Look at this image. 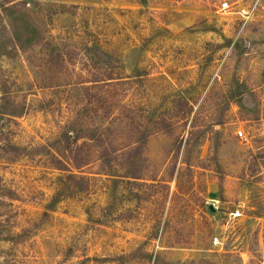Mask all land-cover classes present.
Listing matches in <instances>:
<instances>
[{
    "label": "rangeland",
    "instance_id": "obj_1",
    "mask_svg": "<svg viewBox=\"0 0 264 264\" xmlns=\"http://www.w3.org/2000/svg\"><path fill=\"white\" fill-rule=\"evenodd\" d=\"M7 142L0 264H263L264 0H0Z\"/></svg>",
    "mask_w": 264,
    "mask_h": 264
},
{
    "label": "trees",
    "instance_id": "obj_2",
    "mask_svg": "<svg viewBox=\"0 0 264 264\" xmlns=\"http://www.w3.org/2000/svg\"><path fill=\"white\" fill-rule=\"evenodd\" d=\"M68 134L65 135V138L67 140H70L71 138L69 137ZM0 151L2 152V155H4L5 158L4 160L11 162L14 161L15 159L21 158V156H23V153L26 152V149L19 148L17 146L12 145L10 142H7L6 146L0 147ZM5 193L6 190L3 189L2 182L0 181V199L4 198L7 200H13L14 193H12L11 190H8L7 193L6 194Z\"/></svg>",
    "mask_w": 264,
    "mask_h": 264
},
{
    "label": "built area",
    "instance_id": "obj_3",
    "mask_svg": "<svg viewBox=\"0 0 264 264\" xmlns=\"http://www.w3.org/2000/svg\"><path fill=\"white\" fill-rule=\"evenodd\" d=\"M229 8H230V5H228L227 3H223V4H221V10H222V11H226V10H228ZM237 135H238L239 137H242V132H241V131L237 132ZM213 245H214V246H220V245H221L220 240H218L217 238H214V239H213ZM263 264H264V262H263Z\"/></svg>",
    "mask_w": 264,
    "mask_h": 264
},
{
    "label": "water",
    "instance_id": "obj_4",
    "mask_svg": "<svg viewBox=\"0 0 264 264\" xmlns=\"http://www.w3.org/2000/svg\"><path fill=\"white\" fill-rule=\"evenodd\" d=\"M209 210L213 211V209H212V207H211V206L209 207Z\"/></svg>",
    "mask_w": 264,
    "mask_h": 264
}]
</instances>
